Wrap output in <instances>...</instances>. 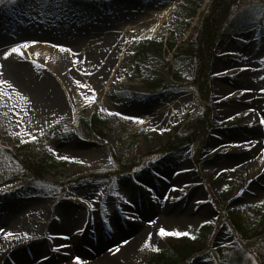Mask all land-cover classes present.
Returning a JSON list of instances; mask_svg holds the SVG:
<instances>
[{"label":"rangeland","instance_id":"obj_1","mask_svg":"<svg viewBox=\"0 0 264 264\" xmlns=\"http://www.w3.org/2000/svg\"><path fill=\"white\" fill-rule=\"evenodd\" d=\"M42 1L48 0L0 2V7L5 5L10 10L28 4L31 14L24 21L26 35L10 32V43L0 48V53L16 43L35 42L33 47L23 49L24 53L28 56L38 49L36 55L43 62L39 65L51 76L62 104L60 114L45 120L36 117L27 124L10 123L0 104V264H22L17 254L26 252L30 244L42 247L48 241L58 240L62 243L52 248L69 251L74 244L61 233L68 234L72 241H81L80 250L73 248L68 253L69 262L76 264L79 258L82 264H90L134 238L145 224L150 228L148 237L131 257L118 259L120 264H166L154 258L171 250V236L160 237V228L186 231L198 237L197 244L191 243L192 250H197L187 264H217L220 253L227 254L238 245L225 212L245 208L247 215L241 217L251 224L264 208V188L247 194L254 179L249 175L251 163L259 160L258 166L264 167V124L260 122L264 119V25L259 26L264 22V0H234L236 6L230 12L249 9L253 20L246 28L222 37L213 53H206L200 60L199 71V60L174 54L169 47L171 43L181 45L196 39L212 0H87L101 12L97 19L86 17L79 9L78 3L87 1L57 0L71 13V18L76 17L90 30L98 27L97 36L86 41H80L73 30H58L50 25L42 15ZM170 7V15L158 26L163 11ZM143 38L155 39L156 51H143L139 44ZM53 45L71 51L61 52ZM52 54L68 60L71 73L88 87L66 89L64 77L50 64ZM197 72L210 86L209 102L193 86ZM8 76L11 80L3 74L0 80L17 87L19 83ZM234 94L231 106L229 96ZM93 95L94 101L86 98ZM208 107L209 114L212 113L207 117L210 120L196 129L200 133L194 143L155 154L164 151L177 134H188ZM96 109L102 115L99 127L104 138L86 128ZM33 137L37 142L36 154H51L55 164L49 167L44 180L27 183L18 176L20 166L6 150L16 154L18 147L33 142ZM237 148L245 153L239 161L232 160ZM58 155L70 159H58ZM134 161L143 163L133 172L128 166ZM113 170L120 173L104 179L83 176ZM197 194L200 195L195 197ZM181 197L185 204L201 202L199 217L177 216L172 223L161 222L160 210L174 208L183 201ZM9 199L25 206L21 204L7 214L4 204ZM35 205H43L48 211L44 218L36 219L39 214ZM56 205L67 209L65 232L59 231L60 226L53 227V220L46 218ZM118 220L134 222L138 231L123 235L124 227L119 228ZM99 230L109 238L112 231L120 237L102 243ZM7 232L15 235L5 239L3 234ZM262 241H249L251 244L243 254L247 259L234 264H256L254 257L264 256ZM19 246L23 250L16 251ZM157 247L158 252L153 250ZM35 262L39 263L34 260L24 264Z\"/></svg>","mask_w":264,"mask_h":264},{"label":"bare ground","instance_id":"obj_2","mask_svg":"<svg viewBox=\"0 0 264 264\" xmlns=\"http://www.w3.org/2000/svg\"><path fill=\"white\" fill-rule=\"evenodd\" d=\"M42 2L43 4L41 5V7L43 17L45 16L48 20V23L55 28H58V30H73L80 41H86L97 36V26L94 27L96 31L95 29L90 30L88 29V26H86V24L81 23L76 19V17L71 18V13H69L66 8L60 5V1L58 2L57 0H48L46 2ZM78 4L79 9H81L82 12L87 15L86 17H93L97 19L101 15V12L99 10L92 7L91 1L80 2ZM27 5L28 4H20L17 7H13L11 10V7L6 9L5 5H2L0 7V27L2 29V31H0V48L8 47L7 45L10 43V40L12 38L10 32H18L20 36L26 35V22L24 21H27L31 17ZM172 9L173 7H170L166 8L163 11L158 26L162 24V21H165L168 18ZM158 26L156 28H158ZM22 51L24 52L23 49ZM36 51H38V49H33L32 51H30L31 53H29L28 56L25 55L24 57L13 54L8 60L4 59V53H0L2 54L0 56V65H3V68L0 70H2L3 75L7 78L9 74L10 77L16 80L22 88L24 85H27V87L23 89L18 84H16L17 87L14 88H9L7 87V85H3L2 87L0 86V93H7V96L0 95V104L5 107L6 110L4 112V117L7 118L10 123L11 121H23L24 124H27L28 122L31 123L36 117L41 118V120H45L49 116L54 117L61 113L62 104L59 94L56 90V86H54L51 80V76L47 73V71H44L41 65H39L43 62L41 61L40 56L36 55ZM51 59L52 60L50 64L54 65V68H56V70L60 72L64 77L63 79L65 81H63V84L65 88L67 89L72 86L74 88L80 89L81 87L79 85H82L83 80L78 79L76 76H74V74L71 73L69 61L65 60L63 57L58 56L57 54H55V56L54 54H52ZM104 67H106V65ZM7 79L11 80L9 78ZM77 82H79V84ZM235 96V94L230 96L232 98L231 106L234 105L233 102L235 100ZM13 99H16L17 102H15ZM39 105H42L43 108L39 107ZM250 118L252 119L253 117ZM238 149L239 148H237V150L232 153V155L234 156L232 160L236 159L239 161L240 157L243 158V156H245V153L242 154V151L239 152ZM251 164L253 166L251 167V172L249 175L254 179L252 180L249 190L247 191V194L249 195L254 194L255 192L257 193L260 187L264 188V170L260 166H258L259 160H256ZM150 180L151 179H149L148 182ZM245 194H243L242 196H244ZM199 195L200 194H197L195 197ZM176 196L177 198L179 197V195ZM181 198H183V201L175 205L174 208L167 206L163 210H160V206L158 205L159 207L157 208L163 212L161 222L172 223L177 216H183L182 218L191 217L196 219L199 217L197 215L200 212V207L198 204L199 201L195 200L194 202H187V204H185L186 201L184 200V197ZM21 204L22 206H25V204L15 201V199H9L5 202L4 207L7 210V214H11ZM34 209L39 214L36 216V219L44 218L48 213V211L44 210L43 205H35ZM172 211H175L174 214L169 215V212ZM66 213L67 209L65 207L56 205L53 210L50 211L46 218L49 221L53 220V227L60 226L58 229L59 231L63 232L64 230H67L65 228L66 225L64 222V216L66 215ZM145 216H147V211L145 213ZM117 223L119 224V228H121V226L124 227L123 235H133L136 231H138L137 226L136 224H134V222H123L121 220H118ZM148 226L149 225L145 224L140 232L138 231L136 233L134 238L130 239L126 243H121L117 246L116 249L109 253H105L102 257L95 259L90 264H118L120 261L128 259L133 255L137 247L141 245V243H143L148 237L150 233V228H148ZM56 233L60 234L59 232ZM61 234L66 235L65 238L69 239L68 241L74 244L72 248L67 249L69 251H54L52 247H54L55 244H57L56 246H58L62 243L58 240H52V242L48 241L44 243L42 247L30 244L25 248L26 252L23 250V247L19 246L16 251L23 250L19 254H17L20 262L24 264L26 263V261L28 263L29 261L34 262L35 260L39 261V263L35 262L36 264H71L68 259V253L70 255L71 251H74L72 250L73 248L75 250L79 248L80 250L79 246L81 245V241H78L76 239H73L72 241V239L67 237L68 234ZM110 236L111 237L109 238L106 235H103V231L101 230H99L98 232V237L101 238L102 243L107 241H115L116 238L120 237V235L116 231H112ZM18 242L20 245L23 244V241L21 240ZM117 249H119V251H117ZM47 254H52L53 257L50 259H45L44 256H46ZM118 259L120 261H118Z\"/></svg>","mask_w":264,"mask_h":264},{"label":"trees","instance_id":"obj_3","mask_svg":"<svg viewBox=\"0 0 264 264\" xmlns=\"http://www.w3.org/2000/svg\"><path fill=\"white\" fill-rule=\"evenodd\" d=\"M236 6V2L234 0H213L211 3L208 12L206 13L203 24L201 26L199 35L195 42H188L182 45L181 54L193 55L200 60L204 58V54L211 53L213 46L215 45L217 36L219 33H226L224 31V24H230L231 26H238L240 24H246L251 19V12L249 9L240 10L236 13H231L230 10ZM154 43L150 39H143L141 41V48L143 51H153ZM156 51V49L154 50ZM201 75L198 74L196 84L200 87V90H203V83L200 81ZM208 98V95H206ZM102 121L101 115L99 112H96L93 117V125L95 129ZM195 127L191 129V131L203 126L202 121H199L194 124ZM97 132L101 135V131L97 130ZM102 136H104L102 134ZM191 138L188 137H179V139H172L167 146L168 150H176L180 147L181 144H185L190 142ZM37 144H27L19 148V153L15 156L21 166L19 169V176H21L25 182L32 183L40 180H44L46 172L49 170V167L54 166L53 158L47 152L42 153L40 155L36 154V146ZM138 162L134 161L130 164L129 167L137 166ZM107 174L106 173H91L89 175L83 176H92L103 178ZM241 216H245L244 213L237 212L230 217L232 225L236 229L238 235L241 237V241L244 244H251L250 242H257L261 239L264 240V211L262 212L261 217L254 222L253 224H247V221L242 219ZM261 237V239H260ZM250 241V242H249ZM247 246V245H245ZM171 252V251H170ZM174 253L176 257L171 256L167 252H162L160 257L158 258L160 262H165L166 264H174L176 262V258H182L184 262H187L189 256L192 254V249L184 248L178 249L173 248L171 254ZM236 254H239V251ZM241 256V254H239ZM262 261L264 262V256H262ZM233 258H236L234 255ZM232 260V257H231Z\"/></svg>","mask_w":264,"mask_h":264},{"label":"snow or ice","instance_id":"obj_4","mask_svg":"<svg viewBox=\"0 0 264 264\" xmlns=\"http://www.w3.org/2000/svg\"><path fill=\"white\" fill-rule=\"evenodd\" d=\"M0 2H3V0H0ZM11 3L13 4H16L17 3V0H11ZM34 43L35 42H25V43H16L15 46L13 47H10L9 49H7L5 52H4V59L5 60H8L13 54H16V55H19L21 57H24L25 56V53L22 51V49H28L30 47H33L34 46ZM53 47H56L59 49V51L61 52H70L71 49L69 48H65L61 45H53ZM78 62V61H77ZM3 68V65H0V69ZM3 73L0 72V75H2ZM85 74H89L87 72H85ZM79 84V82H77ZM0 85H7L9 88L12 87L11 84H8L7 80H0ZM81 88H87L88 86L87 85H79ZM94 92V90H93ZM0 95H4V96H7V93H0ZM88 100L90 101H94L95 100V96H91V97H86ZM101 111H105V109H101ZM110 115H120L119 113H109ZM124 119H133L132 117H124ZM136 123H139V124H143L144 121L143 120H136L135 121ZM261 124H264V119H262L261 121ZM33 142L36 141V138L33 137L32 138ZM49 151H53L52 149H49ZM58 159H62V160H69L70 158L68 156H57ZM74 163H83V161H80V160H73ZM231 171H235V169H231ZM198 203H201V202H198ZM262 204H264V202H262ZM206 224L207 223H211V221H206L205 222ZM4 238L5 239H9L11 237H13L15 235V233L13 232H7V233H4ZM158 235L160 237H186V236H190L192 239H195L196 237L195 236H191V234L189 232H186V231H166L164 228H160L159 229V233ZM25 236H27V234H25ZM149 242L151 241V236H149L148 238ZM148 243L145 244V247H148ZM154 251H160V249L157 247L155 249H153ZM54 251H59V249H54ZM117 251H119V249H117ZM76 264H82V262L80 261L79 258H77V261H76Z\"/></svg>","mask_w":264,"mask_h":264}]
</instances>
